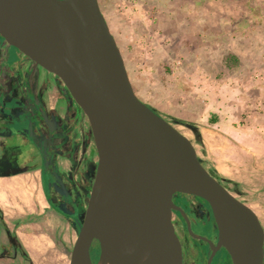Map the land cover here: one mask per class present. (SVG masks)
<instances>
[{"label": "rangeland", "instance_id": "1", "mask_svg": "<svg viewBox=\"0 0 264 264\" xmlns=\"http://www.w3.org/2000/svg\"><path fill=\"white\" fill-rule=\"evenodd\" d=\"M98 3L136 96L192 142L204 167L228 180L224 184L255 212L264 230V156L251 155L257 145L233 149L221 137L232 125L264 140V0ZM21 56L23 63L0 70V84L7 81L6 90L19 94L0 90V110L17 117L0 125L5 152L0 159L5 173L19 175L1 189L0 264H69L77 229L62 215L69 214L66 205L75 214V200L89 190L86 181L94 175L97 157L82 110L52 73ZM53 78L54 83H41ZM213 152L220 155L213 158ZM213 163L220 168L213 170ZM185 196L177 195L181 205L197 214L195 201L188 205ZM195 218L196 234L203 222ZM17 236L29 238L28 251L14 243ZM186 244L204 248L189 233Z\"/></svg>", "mask_w": 264, "mask_h": 264}, {"label": "water", "instance_id": "2", "mask_svg": "<svg viewBox=\"0 0 264 264\" xmlns=\"http://www.w3.org/2000/svg\"><path fill=\"white\" fill-rule=\"evenodd\" d=\"M0 38L7 53L14 47L52 73L89 124L97 161L83 218H74L69 264H182L175 212L211 255L224 248L232 264H262L257 215L208 172L184 134L136 96L98 0H0ZM10 116L5 124L16 121ZM177 194L206 202L216 244L192 232L173 202Z\"/></svg>", "mask_w": 264, "mask_h": 264}, {"label": "flooded vegetation", "instance_id": "3", "mask_svg": "<svg viewBox=\"0 0 264 264\" xmlns=\"http://www.w3.org/2000/svg\"><path fill=\"white\" fill-rule=\"evenodd\" d=\"M18 55H19V57L21 59L20 62L22 61V63H23L24 58L21 56V54L19 52H18ZM19 66H20V64H19ZM54 82H55L54 78H53L52 81H50V79H49L47 82L45 81V79L41 80V83H44V85L45 84L46 85L47 84H51V83H54ZM62 92L64 94H66L63 90H62ZM94 153H95V151H94ZM40 178H41V189H42V192H43V194L45 196V199L49 203L50 202V198L48 199V197H46V194H45V189H46L45 185H44L45 184L44 183L45 177L42 176L41 171H40ZM86 182L88 184L89 190L87 191V193L85 191V194L81 195L82 200L80 202L78 201V199L75 200V203L77 204L76 205L77 208L74 209L75 214H73V208L72 207L70 208V207H67V205H66V207L64 209V211H66V213H69V214L72 213L73 216H75V218H77L79 221H81L82 218H83L85 207H86V195L89 193L90 187H91V185H89V183H88V180ZM184 198H185V201L187 202L188 205H189V201H195V207L194 208H195V211H196L197 214H193L191 212L190 208H188V210L185 211L184 207L181 205L182 202H180L178 200L177 195H175L173 197V202L176 205L180 206L181 208L183 207L182 209L184 210V212L187 215V217H188L190 212H191V214L194 215V217H192V219L188 217V219L190 221V225L198 222V221L195 220L196 219L195 218L196 215L197 216H201L199 221L203 222L200 225L202 231L201 232H197L199 234H197V233L196 234L204 236L208 240H210L213 244H216V242H217V229L215 227V224H214V221H213V218H212L210 210L209 209H205L201 203H199L197 200H195L192 197L185 196ZM52 210L57 212L58 214H61V212H59V210L57 208H55V207H53ZM77 213H78V215H77ZM69 214H65L64 213L63 215L62 214L61 215L64 216L68 221H70L71 224H73L74 227L77 229L76 223L72 220V218H71V216ZM172 217H173V224H174L175 232H176V234H177V236H178V238H179V240L181 242V246H182V264H232L231 258H230L229 254L227 253V251L224 248H221V249L217 250L214 253V255H211L212 251L209 248V244L207 242L202 241V240H199V241L202 242V245L204 246L205 250H204V248L195 250L194 247L190 246L189 244H188L189 246H186L187 245L186 244L187 236H188V231H187V228H186V224L184 225L181 222V220L177 217V215L175 213L173 214ZM97 249H98L97 243H94L93 246H92V250H91V261H92V263H95L97 261V256H98V253H99V251ZM263 257H264V244H263ZM262 264H264V258H263Z\"/></svg>", "mask_w": 264, "mask_h": 264}, {"label": "crops", "instance_id": "4", "mask_svg": "<svg viewBox=\"0 0 264 264\" xmlns=\"http://www.w3.org/2000/svg\"><path fill=\"white\" fill-rule=\"evenodd\" d=\"M0 57H1L0 58V66L5 65L7 63L6 60H7V57H8V53H7V50L6 51L4 50V46H3L2 43L0 45ZM15 77L18 78V76L10 77L8 82L9 83H13V80H14ZM6 82L7 81H5V80H3L1 82L0 90H2V92L4 94H11V96H13V97H15V96L18 97L19 94H14V92L11 90V88L6 90V87H5V85L7 84ZM15 111H16L17 115L22 113V112H20V110H15ZM66 111H65V113H66ZM5 123H7V119L5 118V115L2 112V110H0V125H3ZM226 128L228 129L227 132H226L228 134V136L225 137V135H224V136H221V137L223 139H225L227 142H229L230 145L233 147V149H241L244 146L253 147L254 145L255 146L257 145L259 147V150L258 151H251L250 152L251 155L263 154V156H264V140L263 139H260V140L257 141L254 137H252L253 135L250 134L249 132L247 133L246 130L241 129V128L233 129L232 125L229 126V127H226ZM215 131H216V129H215ZM0 137H1V135H0ZM2 139L3 138H0V142H1ZM2 153L4 154L5 152H3L0 149V158L3 157ZM216 155H220V153L217 152V154L216 153L214 154V152H213V156L211 155V157L217 158ZM231 155L229 156L230 158L232 157ZM0 167L4 169V170L3 169L1 170V168H0V195H1V193H2L1 189L6 188L8 186L7 182L13 180V178H15V177L18 178L19 175H15L14 176L13 173H11V174L5 173L6 163L4 161L1 162V159H0ZM219 168L220 167L217 164H214V163L212 164V169L213 170H217ZM3 225H4L6 230H9V229H7V226L4 223H3ZM17 242L19 243V245H21L22 249H24V250L26 249L27 251L30 249L28 247L30 245H32L31 241H29V238H27V240H25L23 238V240H22L20 236H17Z\"/></svg>", "mask_w": 264, "mask_h": 264}, {"label": "trees", "instance_id": "5", "mask_svg": "<svg viewBox=\"0 0 264 264\" xmlns=\"http://www.w3.org/2000/svg\"><path fill=\"white\" fill-rule=\"evenodd\" d=\"M2 39L0 38V44L2 43ZM1 58V57H0ZM20 57H19V55H18V51L14 48V47H10L9 49H8V57H7V63L5 64V65H2V66H0V69L2 70H4V67H12L13 65L12 64H15V62H20ZM19 66V65H18ZM18 68V67H17ZM12 70V72L15 70V68H11L9 71H11ZM15 72V71H14ZM64 92L68 95V93L66 92V90L64 89ZM71 101L73 102V100L71 99ZM70 112H72V111H69L68 112V114L71 116V113ZM69 117V116H68ZM71 118V117H70ZM215 120H216V117L214 116V118H211L210 119V124H213V123H215ZM33 121H31V123H32ZM29 147V146H28ZM200 160V159H199ZM201 161V160H200ZM201 163H202V161H201ZM203 164V163H202ZM204 166V165H203ZM208 172L212 175V176H214L216 179H218V180H220L221 182H222V184L224 185V187L231 193V190L228 188V186L227 185H225L224 184V182H226V181H228V180H226V179H222V178H220L214 171H211V170H208ZM92 180H93V177H91V178H89L88 179V183H89V185H91L92 184ZM230 182V181H229ZM177 195H181V194H177ZM191 197H193V196H191ZM87 198H88V194L86 195V200H87ZM195 200H197L199 203H201L202 205H203V207L205 208V209H209V207H208V205L206 204V202L204 201V200H202L201 198H198V197H193ZM183 208V207H182ZM175 214L177 215V217L181 220V222L185 225V222H184V220H183V218L180 216V214L178 213V212H175ZM188 217L189 218H191L192 219V217H194V215L193 214H191V212L189 213V215H188ZM14 243L18 246V242L16 241V240H14ZM98 250V249H97Z\"/></svg>", "mask_w": 264, "mask_h": 264}]
</instances>
